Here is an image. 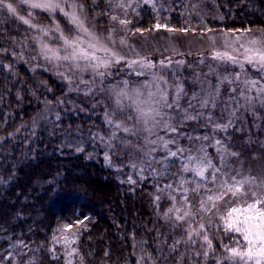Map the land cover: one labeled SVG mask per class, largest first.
I'll return each mask as SVG.
<instances>
[{"label":"trees","instance_id":"trees-1","mask_svg":"<svg viewBox=\"0 0 264 264\" xmlns=\"http://www.w3.org/2000/svg\"><path fill=\"white\" fill-rule=\"evenodd\" d=\"M80 1L106 16L124 0ZM127 18L142 31L264 28V0H152ZM33 45L30 31L0 10V264H65L66 225L76 232L72 264H215L222 253L202 259L203 246H187L166 215L163 179L130 183L107 165L105 122L65 110L66 87L31 69ZM48 105L51 118L42 116Z\"/></svg>","mask_w":264,"mask_h":264},{"label":"rangeland","instance_id":"rangeland-1","mask_svg":"<svg viewBox=\"0 0 264 264\" xmlns=\"http://www.w3.org/2000/svg\"><path fill=\"white\" fill-rule=\"evenodd\" d=\"M148 1L151 2L152 0ZM7 2L13 3L14 6L17 7L16 15L8 12L10 16H15L17 19L19 15L27 16V12L32 11L35 17L34 22L36 23L50 25L51 21L55 19L59 22L61 28H71L67 19L59 13L50 14L38 9H29L25 5H18L16 0H7ZM144 2L145 0H124L122 3L125 5L124 9L126 12L123 11L122 8L116 7L112 15L102 16L94 10L92 11L87 5L78 0V3L83 5V11L80 15L85 18L86 26L96 35L101 37V39H105L109 36L110 30H112V40H105L110 47L116 49L128 60L146 58L152 61L156 65V68L152 69L151 72H155L158 75L163 74L164 78L168 81L169 92L172 95L175 94L174 85L180 84L183 87L184 93L186 94V96H182L180 100V104L183 107H187L188 99L194 94L201 99L206 98L208 93L215 95V88L213 86L219 85L220 96L218 105L213 108L212 105L209 104L205 111L212 113L213 118L217 121L221 115H223L224 122H227L229 113L235 110L236 116L233 117L234 123L232 127H230L227 132L212 133L211 126H206V121L191 120L183 121L182 123L177 121L178 124H181V132L183 135L175 136L177 143L181 147L187 149L190 146H198L199 143H208L200 141L194 145L193 141L187 138L188 136L194 137L203 136L206 133L212 134L214 139L207 147V152L213 158V162L218 166L222 165L217 155L216 148L212 146L214 145L215 139H222L229 151L238 153V156L226 157L229 165V175L226 177H219L217 183H219L220 180H230V177L235 175L236 172H239L240 176L252 175L264 177V102L260 99H256L253 104L249 105L239 97V90L245 87L243 83L220 82L221 77H234L238 72L242 73L241 80L245 77L249 79H260L264 76V72H257L251 65L245 64L243 69H241L237 65L221 64L212 59V56L217 51L231 52L232 48L226 47V43L234 40L237 35L241 36L240 42L246 41L250 36L244 34L243 30L237 32L210 29L204 25L194 26L186 30H169V28L162 26L157 27V25H155L149 31H142L133 27L132 21L127 18V12L133 11ZM114 15L128 21V23L121 26L117 21L111 19ZM20 23L30 31L34 44L33 47L37 55V61L31 69L34 72L39 71L44 72L46 75H50L53 79H56V81L66 87L64 92L65 97H63L65 98L64 105L67 106L65 110L82 113L92 112L96 116L101 117L105 122L108 134V143H106V147L109 153L107 155L110 158V163L106 161L107 165L115 170V172L123 175L125 174L128 181L130 178L132 181L141 180L148 174L149 176L163 179L164 184H172L173 187L167 188V193H162L160 196L167 197L171 200L172 205L170 209H173V211L169 212L170 214L167 212V215H172L173 219L171 220H173L174 226L181 225V232L183 231V233H185L187 246L190 247L195 244L188 240L189 230H199L200 224L203 223L205 225L204 230L200 235L193 236L195 242L203 246L202 259L211 260L210 254L222 253V256L226 255V252L221 246V242L223 241L224 244H230L231 241L224 236L221 222L212 212L204 213L197 211L199 209L200 196L191 191V188L201 183L205 184L207 187H213L215 191L214 186L208 184L207 181H200L199 178L195 177L191 172L180 171L181 163L186 162L185 157L189 155V153L186 151L184 156L161 161V163H153L151 168L145 166L142 170L139 160H136V168L131 167L132 160L129 158V154H135L138 149L146 150L149 147H154L152 145H146L144 138L147 134L141 132L138 135H128L122 131H117L116 137L114 139L110 138V134L115 131V129L106 122V114H112L116 120H122L124 116L130 114L129 111H125L124 116L118 113L115 104V91L125 88L124 81H128L127 87L131 89L139 86L138 82L151 80V75L138 77L131 69L126 67L124 63H121L114 65L110 69L111 75L107 76L103 82L93 77L90 73H78L72 83L69 84V82L59 74L60 72H65L66 75H71L67 72L66 67L62 66L63 62L49 63L41 58L39 55V45L35 39L39 33L29 28L28 25L23 24L22 21H20ZM261 29L264 28L252 29V35L260 36ZM41 39L46 40L47 43L53 46L60 43L53 38L41 37ZM121 39L127 42V46L120 44ZM232 47H237V45L233 44ZM99 55H103V53H99ZM161 61H163L167 67L161 68ZM81 78L89 80L90 82L95 79L96 82L94 84L90 83L89 85L79 84ZM89 87L91 91H89ZM234 88L237 89L235 94L236 100H239V105L243 106L237 105L236 100L230 101V97L234 95L231 90ZM247 94L255 97L256 91L253 90L251 93ZM50 106L53 108L52 104H50ZM50 106H45L42 112L43 117L51 118L52 115H56L55 108L51 111ZM61 106L63 105L61 104ZM226 106L227 110L225 111ZM189 111H191V109ZM131 125L132 122H128V126L131 127ZM158 134L165 135L163 131H160ZM171 135L173 134L165 135V138L167 139ZM121 138L125 141H129L130 144L125 146V144L120 142ZM154 138L155 137H149V139ZM108 144H112L113 147H109ZM155 147H157L158 150L153 153L152 156L155 157L156 160H160L165 153L159 150L158 145ZM169 147L175 150L174 146L170 145ZM191 154L194 157L197 155L195 152ZM192 163H196L195 159ZM152 169H155V171ZM205 176L209 177L210 173L206 172ZM240 176H238L237 179H239ZM181 178L191 181V183L184 184V188L189 189L187 195L191 203L188 205H185L181 200L183 194L179 186ZM255 190L258 195L264 194V186ZM201 191L204 196L209 194L203 189H201ZM171 197H175L176 199L173 200ZM176 208H179L180 211L176 212ZM189 209L196 213L195 217L189 216L182 221L176 220L177 215H183V213ZM64 228L65 227L59 230V238L63 235L66 236L69 241H72L76 232L73 228H70L68 232H64ZM204 234H207L212 241L211 249H208V245L202 239ZM60 242L65 259H71L73 261L75 255L72 257H67L65 255L66 251L73 248L72 245H66L62 238ZM216 245L219 246V250L217 251L215 250ZM205 250L209 252L207 258L203 256Z\"/></svg>","mask_w":264,"mask_h":264},{"label":"snow or ice","instance_id":"snow-or-ice-1","mask_svg":"<svg viewBox=\"0 0 264 264\" xmlns=\"http://www.w3.org/2000/svg\"><path fill=\"white\" fill-rule=\"evenodd\" d=\"M147 2L148 0H145V3ZM16 3L18 5H25L29 9H38L50 14L59 13L67 19L71 28L64 29L61 28L59 22L55 19L51 21L50 25L34 22L35 17L32 11H28L27 16H18V19L23 24L28 25L29 28L39 33L35 39L39 45V55L41 58L49 63L63 62L62 66L66 67L67 72L71 75H66L65 72H60L59 74L69 84L72 83L78 73H90L93 77L103 82L107 76L111 75L110 69L114 65L121 63H124L138 77L151 75V80L138 82L139 86L131 89L127 87L128 81H124L125 88L115 91V104L118 113L124 116L125 111H129L130 114L124 116L122 120H116L112 114H106V122L115 129L110 134V138L114 139L117 131H122L128 135H138L141 132L146 133L147 135L144 138L146 145L154 147H149L146 150L138 149L135 154H129V158L132 160L131 167L136 168V160H139L142 170L145 166L151 168L153 163H161V161L184 156L187 151L189 155L185 157L186 162L181 163L180 171L191 172L200 181H207L208 184L213 185L215 188L214 191L213 187H207L203 183L191 188L193 193L200 196L199 209L197 211L204 213L212 212L221 222L224 236L231 241L230 244L221 242L226 255L216 258L215 264H221L222 260L224 264H264V194L258 195L255 190L264 186V177L252 175L240 176V173L236 172L235 175L230 177V180H220L217 183L219 177L229 175V165L226 157H235L238 156V153L229 151L222 139H215L212 146L216 148L222 165L218 166L207 152V147L214 139L212 134L206 133L203 136H188L187 138L193 141L194 145L200 141L208 143H199L198 146H190L187 149L181 147L175 138L176 135H183L181 124H178L177 121L181 123L191 120L206 121V126H211L212 133L227 132L232 127L234 123L233 117L236 116L235 110L229 113L227 122H224L223 115L217 121L213 118L212 113L205 111L209 104L213 108L218 105L220 96L219 85L213 86L215 88V95L208 93L204 99L194 94L188 99V104L185 108L180 104L181 97L186 96L183 87L180 84L174 85L175 94L172 95L169 92L168 81L164 78L163 74L158 75L155 72H151L152 69L156 68V65L152 61L146 58L128 60L116 49L110 47L105 40H112V30H110L109 36L105 39H101V37L96 35L86 26L85 18L80 15L83 11V5L79 4L78 0H16ZM116 6L120 8L125 7L123 3H117ZM2 9H6L13 15L17 14V7L13 3L7 2V0H0V10ZM111 19L117 21L121 26L128 23V21L120 19L115 15ZM237 32H240V30H237ZM243 33L248 34L250 38L244 42H240L241 36L237 35L234 40L226 43V47L232 48L231 52L217 51L212 56V59L221 64L237 65L241 69L247 64L251 65L257 72H264V29H261L260 36L252 35V29L250 28L244 29ZM41 37L53 38L60 43L53 46L47 43L46 40H42ZM120 44L127 46V42L123 39H121ZM233 44L237 45V47H232ZM99 53H103V55H99ZM160 67H167V65L161 61ZM241 76L242 73L238 72L234 77H221L220 82L243 83L245 87L239 90V97L249 105L253 104L256 99L264 102V82H262L264 81V76L260 79L245 77L243 80H241ZM95 82V79L91 82L83 78L79 80V84L84 85L94 84ZM253 90L256 91L255 97L247 94ZM89 91H91L90 87ZM231 91L234 95L230 97V101L236 100L235 94L237 89L234 88ZM236 104L239 105V100H236ZM190 109L191 111H189ZM128 122H132L131 127L128 126ZM160 131H163L165 135H173L166 139L165 135L158 134ZM149 137L155 138L149 139ZM120 142L125 144V146L130 144L129 141H125L123 138H121ZM156 145L159 146L160 151L165 153L160 160H156L152 156L158 150L155 147ZM170 145L174 146L175 150H172L169 147ZM108 146L113 147L112 144H108ZM193 152L197 153L195 157L191 154ZM194 159L196 163L193 164L192 161ZM105 160L110 163V158L107 154H105ZM152 170L155 171V169ZM206 172L210 173L209 177L205 176ZM238 176H240L239 179H237ZM129 182L134 183L131 178ZM186 183H191V181L181 178L179 186L183 191L181 200L185 205H188L191 202L187 195L189 189L184 188V184ZM165 187L172 188L173 185L167 184ZM201 189L209 194L204 196ZM171 199L175 200L176 198L171 197ZM172 211L173 209H169V212ZM175 211L179 212L180 209L176 208ZM195 215L196 213L189 209L183 215H177L176 220L182 221L189 216L195 217ZM79 223L82 224L83 222ZM71 227V225H66L63 231L68 232ZM204 228L205 225L201 223L199 230H189L188 240L195 243L193 236L200 235ZM61 238L66 245L75 242L69 241L63 235ZM53 239L57 240L56 237H53ZM202 239L208 245V249H211L212 241L208 235L204 234ZM176 243H180V241ZM76 254L77 250L75 248H71L65 253L67 257H72ZM203 256L206 258L209 256L208 250L203 252ZM65 264H72V260L67 259Z\"/></svg>","mask_w":264,"mask_h":264}]
</instances>
